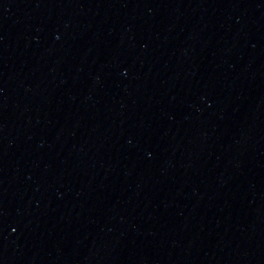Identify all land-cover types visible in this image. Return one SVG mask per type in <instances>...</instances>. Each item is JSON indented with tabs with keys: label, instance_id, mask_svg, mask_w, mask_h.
<instances>
[{
	"label": "water",
	"instance_id": "1",
	"mask_svg": "<svg viewBox=\"0 0 264 264\" xmlns=\"http://www.w3.org/2000/svg\"><path fill=\"white\" fill-rule=\"evenodd\" d=\"M0 264H264V0H0Z\"/></svg>",
	"mask_w": 264,
	"mask_h": 264
}]
</instances>
